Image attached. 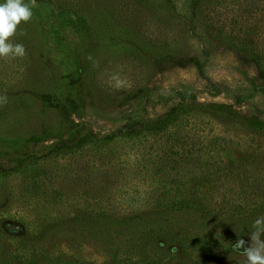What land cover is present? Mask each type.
<instances>
[{"label":"rangeland","instance_id":"374dc122","mask_svg":"<svg viewBox=\"0 0 264 264\" xmlns=\"http://www.w3.org/2000/svg\"><path fill=\"white\" fill-rule=\"evenodd\" d=\"M36 4L26 55L0 58V264H246L232 244L264 215V129L197 106L103 135L180 92L264 121V0Z\"/></svg>","mask_w":264,"mask_h":264},{"label":"clouds","instance_id":"9594fccd","mask_svg":"<svg viewBox=\"0 0 264 264\" xmlns=\"http://www.w3.org/2000/svg\"><path fill=\"white\" fill-rule=\"evenodd\" d=\"M38 7L36 0H6L0 3V58H16L26 55V48L22 43H14L13 38L24 35L20 29L22 23H28L33 18L32 9ZM115 87H123L119 75L111 77ZM8 97L0 94V105L6 104ZM264 215L257 217L250 232V243L243 238L232 244V251L246 257V264H264Z\"/></svg>","mask_w":264,"mask_h":264},{"label":"trees","instance_id":"16d2710c","mask_svg":"<svg viewBox=\"0 0 264 264\" xmlns=\"http://www.w3.org/2000/svg\"><path fill=\"white\" fill-rule=\"evenodd\" d=\"M196 4H198V1L196 2ZM214 88H215L214 89L215 91H210V92L218 94L220 90L217 88V86H215ZM179 94L181 98H180V102L178 106H176L175 109L166 113L164 116H162L158 120H151L149 118L131 119L127 121L123 125V127L115 131H112L109 134L103 135V139L112 140L118 134H124V133L140 134L143 132L157 133V132L165 131L169 129L172 125L177 123L178 120H180V118L184 114L188 113L192 107H197V106H201V107L207 108L208 110L211 109L215 112L225 113L230 116H233L234 118L243 121L249 127L256 128V129H264V121L260 119H256L254 117L243 116L240 113H238L235 109L229 107L228 105L220 104V103H212V104L211 103L209 104L200 103L197 101L196 95L193 92H190V93L180 92ZM25 161L26 160H22L21 162L17 163L12 168V171H19L22 168H24Z\"/></svg>","mask_w":264,"mask_h":264}]
</instances>
